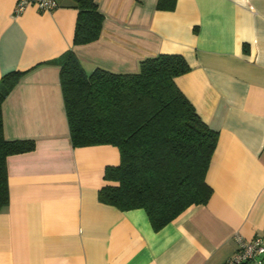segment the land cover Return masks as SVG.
<instances>
[{
	"label": "crops",
	"instance_id": "obj_1",
	"mask_svg": "<svg viewBox=\"0 0 264 264\" xmlns=\"http://www.w3.org/2000/svg\"><path fill=\"white\" fill-rule=\"evenodd\" d=\"M56 2L14 15L17 0H0V77L24 71L2 104L3 133L34 141L6 159L0 264H223L236 234L264 239V0H96L102 29L85 44L73 43L77 9ZM68 51L86 73L185 58L190 70L174 81L218 132L206 204L154 230L144 209L100 199L119 151L72 145L60 83Z\"/></svg>",
	"mask_w": 264,
	"mask_h": 264
},
{
	"label": "trees",
	"instance_id": "obj_2",
	"mask_svg": "<svg viewBox=\"0 0 264 264\" xmlns=\"http://www.w3.org/2000/svg\"><path fill=\"white\" fill-rule=\"evenodd\" d=\"M70 2L77 9L73 43L97 39L103 15L96 0ZM189 70L185 58L174 53L147 57L136 72L97 67L86 73L72 51L61 64L72 145L110 144L119 151V165L105 169L100 199L120 210L144 209L154 230L212 195L206 173L218 132L174 81ZM23 73L12 70L0 77V210L9 200L7 157L34 148L33 140H7L3 133L2 104Z\"/></svg>",
	"mask_w": 264,
	"mask_h": 264
},
{
	"label": "built area",
	"instance_id": "obj_3",
	"mask_svg": "<svg viewBox=\"0 0 264 264\" xmlns=\"http://www.w3.org/2000/svg\"><path fill=\"white\" fill-rule=\"evenodd\" d=\"M29 4H35L40 11L51 10L57 6L56 0H17L14 15L20 14ZM236 249L223 264H264L257 257L264 254V239L256 236L250 240L236 234Z\"/></svg>",
	"mask_w": 264,
	"mask_h": 264
},
{
	"label": "water",
	"instance_id": "obj_4",
	"mask_svg": "<svg viewBox=\"0 0 264 264\" xmlns=\"http://www.w3.org/2000/svg\"><path fill=\"white\" fill-rule=\"evenodd\" d=\"M257 260H264V254L257 257Z\"/></svg>",
	"mask_w": 264,
	"mask_h": 264
}]
</instances>
